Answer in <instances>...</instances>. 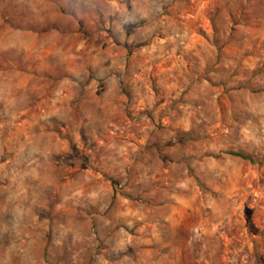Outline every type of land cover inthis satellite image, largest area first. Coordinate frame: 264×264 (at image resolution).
<instances>
[{
	"label": "rangeland",
	"instance_id": "374dc122",
	"mask_svg": "<svg viewBox=\"0 0 264 264\" xmlns=\"http://www.w3.org/2000/svg\"><path fill=\"white\" fill-rule=\"evenodd\" d=\"M260 263L264 0H0V264Z\"/></svg>",
	"mask_w": 264,
	"mask_h": 264
},
{
	"label": "trees",
	"instance_id": "16d2710c",
	"mask_svg": "<svg viewBox=\"0 0 264 264\" xmlns=\"http://www.w3.org/2000/svg\"><path fill=\"white\" fill-rule=\"evenodd\" d=\"M182 139L183 138H181V140ZM230 154L233 155V156L240 157L241 159L249 160V161L253 162L251 156H249V155H246V154H243V153H238V152H230ZM260 264H263V263H260Z\"/></svg>",
	"mask_w": 264,
	"mask_h": 264
}]
</instances>
